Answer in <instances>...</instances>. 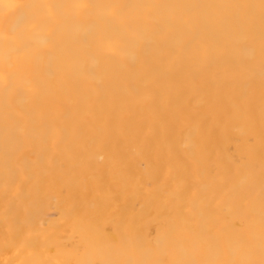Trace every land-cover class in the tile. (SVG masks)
Segmentation results:
<instances>
[{"label": "bare ground", "instance_id": "obj_1", "mask_svg": "<svg viewBox=\"0 0 264 264\" xmlns=\"http://www.w3.org/2000/svg\"><path fill=\"white\" fill-rule=\"evenodd\" d=\"M0 264H264V0H0Z\"/></svg>", "mask_w": 264, "mask_h": 264}]
</instances>
